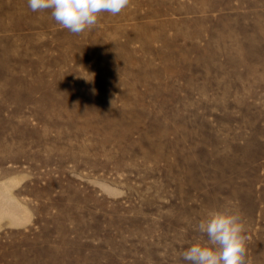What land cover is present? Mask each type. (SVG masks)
<instances>
[{
	"label": "rangeland",
	"instance_id": "rangeland-1",
	"mask_svg": "<svg viewBox=\"0 0 264 264\" xmlns=\"http://www.w3.org/2000/svg\"><path fill=\"white\" fill-rule=\"evenodd\" d=\"M225 207L264 264V0H131L80 35L0 0V264H183Z\"/></svg>",
	"mask_w": 264,
	"mask_h": 264
},
{
	"label": "clouds",
	"instance_id": "clouds-1",
	"mask_svg": "<svg viewBox=\"0 0 264 264\" xmlns=\"http://www.w3.org/2000/svg\"><path fill=\"white\" fill-rule=\"evenodd\" d=\"M131 0H27L32 12H48L74 35L91 31L104 13L120 14ZM199 239L179 253L183 264H248L246 226L242 213L231 207L210 210L195 225Z\"/></svg>",
	"mask_w": 264,
	"mask_h": 264
}]
</instances>
